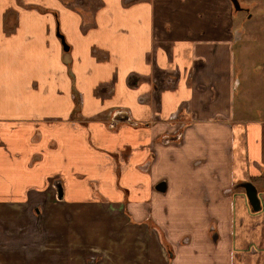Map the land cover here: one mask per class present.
<instances>
[{"label": "crops", "instance_id": "obj_1", "mask_svg": "<svg viewBox=\"0 0 264 264\" xmlns=\"http://www.w3.org/2000/svg\"><path fill=\"white\" fill-rule=\"evenodd\" d=\"M256 5L0 0V264H264Z\"/></svg>", "mask_w": 264, "mask_h": 264}, {"label": "water", "instance_id": "obj_2", "mask_svg": "<svg viewBox=\"0 0 264 264\" xmlns=\"http://www.w3.org/2000/svg\"><path fill=\"white\" fill-rule=\"evenodd\" d=\"M243 186H244L245 193H246V196L248 198V201H249V203L251 205V208L254 211H257L259 209V203H258V198H257V195H256L257 192H256L255 187L252 184L247 183V182H244Z\"/></svg>", "mask_w": 264, "mask_h": 264}, {"label": "rangeland", "instance_id": "obj_3", "mask_svg": "<svg viewBox=\"0 0 264 264\" xmlns=\"http://www.w3.org/2000/svg\"><path fill=\"white\" fill-rule=\"evenodd\" d=\"M256 3H257V5H256V7H255V10L257 11V19L259 20V21H264V11L263 12H261L262 11V5H260V4H262L263 3V1H261V0H256ZM250 3L248 2V1H246V4H244L243 6L244 7H246V8H252V6H250L249 5ZM252 10V9H251ZM250 10V11H251ZM262 13V14H261ZM245 37H244V33L242 32L241 33V40H242V42H243V39H244ZM240 40V39H239ZM241 46H243V45H241ZM250 49H251V47L250 46H247L246 47V52L247 53H249L250 52ZM244 52H245V48H244V50H243V54H244ZM242 58H243V56H242ZM263 80V79H262ZM258 82H260V80L258 81Z\"/></svg>", "mask_w": 264, "mask_h": 264}]
</instances>
